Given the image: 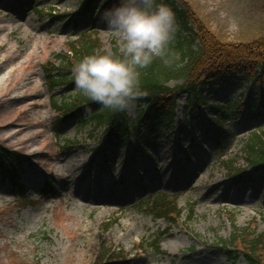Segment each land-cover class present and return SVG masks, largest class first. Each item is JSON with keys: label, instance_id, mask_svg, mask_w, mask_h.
<instances>
[{"label": "rangeland", "instance_id": "1", "mask_svg": "<svg viewBox=\"0 0 264 264\" xmlns=\"http://www.w3.org/2000/svg\"><path fill=\"white\" fill-rule=\"evenodd\" d=\"M186 1L225 41H248L264 34V0ZM114 5L113 0H99L87 10L84 0H0V41L7 44L0 61L11 53L10 46L16 49L19 66L6 87L16 90L22 77L31 74L28 91L38 94L29 101L38 102L32 106L21 99H0V144L27 157L20 180L38 202L22 207L8 183L0 186V264H96L101 241L128 253V264H234L216 246L217 238L232 231L226 212L236 214L238 226L257 222L258 229H264V171L234 184L219 161L222 155H242L248 133L264 130V119L257 115L261 108L250 100L252 94L257 99V92L248 82L229 79L204 86L208 103L195 116L192 112L185 117L183 109L191 100L183 95L173 128L156 134V145L146 147L132 136L129 143L105 154L102 129L72 120L62 134L56 132L52 97L80 91L74 84L49 90L43 65L65 51L77 25L81 30L98 26L103 50L114 51L117 37L103 19ZM7 67L0 68V82L9 76ZM139 113L136 106L129 114L132 121ZM19 129L22 133L14 135ZM68 139L76 142L71 150L64 147ZM48 178L55 185L44 195ZM159 191L177 195L184 217L162 238L166 254L139 252L142 240L167 227L143 206ZM192 204L195 214L189 222ZM115 218L117 223L105 231L106 221ZM236 264L246 262L241 258Z\"/></svg>", "mask_w": 264, "mask_h": 264}, {"label": "trees", "instance_id": "2", "mask_svg": "<svg viewBox=\"0 0 264 264\" xmlns=\"http://www.w3.org/2000/svg\"><path fill=\"white\" fill-rule=\"evenodd\" d=\"M95 1L89 0L90 3ZM114 1L117 3V0ZM167 3L174 9L180 27L170 44L169 53L140 69L141 87L147 95L137 104L141 107L138 118L132 121L129 113L103 108L79 92L53 100V107L59 113V131L63 130L67 121L77 120L83 126L89 124L95 129H104L106 147L128 142L132 135L144 141L146 134L154 135L164 128L173 127L178 101L183 94L191 100L184 109L185 113L195 114L202 105L208 103V98L203 95L204 86H213L229 79H242L254 88L257 99H253L252 94L250 100L253 107L261 108L257 115L264 119V34L248 41H225L208 28L188 1L167 0ZM103 48L104 44L96 32L85 31L79 34V39L69 41L67 51L56 58L59 65L50 62L49 67H46L51 88L75 83L73 66L85 55L103 51ZM114 52H118L117 43ZM55 71H61V74H55ZM213 121L222 123L215 118ZM244 141L242 155L222 161L228 174L237 181L243 179L248 169H264V130L250 132ZM73 145L72 142L69 147ZM22 164L18 152L0 144V182L9 179L17 191L21 192L20 199L25 202V191L18 182ZM46 191L50 192L49 188ZM151 211L155 217L174 223L182 216L177 202L168 200L164 195L157 196L151 202ZM226 213L232 231L225 238H217L216 246L225 250L227 258L234 264L240 258H244L246 264H264V229L259 230L257 222L238 226L236 214L233 211ZM193 214L192 207L189 222L193 220ZM115 222L116 219L107 221L104 229L108 230ZM116 251V248L101 241L95 252L96 261L101 263L123 259L124 256Z\"/></svg>", "mask_w": 264, "mask_h": 264}, {"label": "clouds", "instance_id": "3", "mask_svg": "<svg viewBox=\"0 0 264 264\" xmlns=\"http://www.w3.org/2000/svg\"><path fill=\"white\" fill-rule=\"evenodd\" d=\"M103 19L118 52L85 55L73 66L74 87L103 108L131 114L147 95L140 69L169 53L180 25L167 0H117Z\"/></svg>", "mask_w": 264, "mask_h": 264}, {"label": "bare ground", "instance_id": "4", "mask_svg": "<svg viewBox=\"0 0 264 264\" xmlns=\"http://www.w3.org/2000/svg\"><path fill=\"white\" fill-rule=\"evenodd\" d=\"M1 31V30H0ZM7 44L4 45L1 41H0V51L3 50L4 52L6 51ZM9 48L7 49L8 51H10L11 53L9 55H5L3 58H1L0 61V68L2 67H7L8 64L10 65V70H9V76L7 77V79H3L0 82V99H6L8 101H12V100H16L18 101L19 99L24 100V102L29 103V101L31 99H35L38 97L37 93H30L28 90L30 88V84L32 83L31 79L33 77H31V74H27L25 77H22L21 83H20V87H18L16 90H12V89H8L6 87L7 81L9 83L10 79H12L16 73L18 72V68L19 66L16 65L15 63V59L18 57L16 54V49L8 46ZM35 47V46H34ZM33 47V48H34ZM5 48V49H3ZM12 48V50H11ZM8 68V67H7ZM30 75V76H29ZM29 76V77H28ZM10 85V84H9ZM22 90V92H21ZM31 106L32 105H37L38 102H34V103H29ZM30 106V107H31ZM22 131L17 130L14 135H18L21 134ZM92 199L93 197L87 196V199ZM100 202H102V200L100 199Z\"/></svg>", "mask_w": 264, "mask_h": 264}]
</instances>
